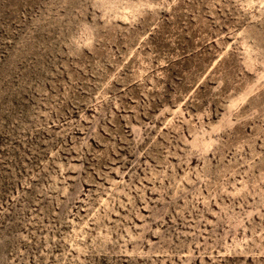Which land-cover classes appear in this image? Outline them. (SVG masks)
I'll return each instance as SVG.
<instances>
[{
  "label": "rangeland",
  "instance_id": "rangeland-1",
  "mask_svg": "<svg viewBox=\"0 0 264 264\" xmlns=\"http://www.w3.org/2000/svg\"><path fill=\"white\" fill-rule=\"evenodd\" d=\"M0 264H264V0H0Z\"/></svg>",
  "mask_w": 264,
  "mask_h": 264
}]
</instances>
